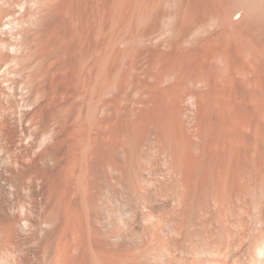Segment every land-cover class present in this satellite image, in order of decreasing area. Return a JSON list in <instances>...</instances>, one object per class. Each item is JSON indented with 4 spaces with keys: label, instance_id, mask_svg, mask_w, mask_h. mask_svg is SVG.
Instances as JSON below:
<instances>
[{
    "label": "rangeland",
    "instance_id": "obj_1",
    "mask_svg": "<svg viewBox=\"0 0 264 264\" xmlns=\"http://www.w3.org/2000/svg\"><path fill=\"white\" fill-rule=\"evenodd\" d=\"M220 1L0 0V123L21 131L48 103L21 145L0 134V169L53 131L82 162L71 225L56 195L32 210L30 173L12 182L21 224L0 218V264H264V1Z\"/></svg>",
    "mask_w": 264,
    "mask_h": 264
},
{
    "label": "bare ground",
    "instance_id": "obj_2",
    "mask_svg": "<svg viewBox=\"0 0 264 264\" xmlns=\"http://www.w3.org/2000/svg\"><path fill=\"white\" fill-rule=\"evenodd\" d=\"M216 1H218V0H216ZM220 1V0H219ZM223 1V0H222ZM238 1V0H237ZM237 1H235V2H237ZM242 1V0H241ZM240 0H239V3L241 2ZM244 2H247V1H245V0H243ZM242 1V2H243ZM251 1V3L250 2H248V4L249 5H253L254 3L253 2H255V1H252V0H250ZM260 1V0H259ZM264 1V0H263ZM224 2H226L225 0H224ZM241 3L240 5L242 6L243 4V6H245V5H248V4H246V3ZM258 2V1H257ZM260 2H262V1H260ZM220 3H221V1H220ZM223 3V2H222ZM227 3H229V2H227ZM227 3H224V4H227ZM230 3H232L233 5H234V1L233 0H231V2ZM238 3V2H237ZM236 3V4H237ZM253 3V4H252ZM256 3V2H255ZM261 4V3H260ZM259 4V2L256 4L257 6H258V8L261 6ZM227 5H230V4H227ZM233 5L231 6L232 8H238V11H239V9H242L241 8V6H236V7H233ZM260 5V6H259ZM225 6V5H224ZM224 6H223V9H224ZM227 7V6H226ZM255 7V6H254ZM253 7V8H254ZM230 8V7H229ZM229 8H228V11L230 12V14H231V11L229 10ZM249 8H251V7H249ZM249 8H248V6L247 7H245L244 9H248L249 10ZM253 8H251L252 10H253ZM257 8V7H256ZM261 8H262V6H261ZM227 9V8H226ZM225 9V10H226ZM255 9V8H254ZM264 9V8H263ZM221 9H219V11H220ZM258 10V9H257ZM223 11V10H222ZM221 11V12H222ZM234 11V10H233ZM254 11V10H253ZM261 11V14H263V12H262V10H260ZM260 11L258 10V12L257 13H259V16L261 15L260 14ZM264 11V10H263ZM220 12V13H221ZM227 12V11H226ZM228 12V13H229ZM242 12V11H241ZM241 12H239V13H241ZM255 12H256V10H255ZM255 12H252V13H255ZM223 13V12H222ZM237 14V17H236V19H238L239 17H241L242 15H240V14ZM218 15H219V13H217ZM242 14V13H241ZM256 14V13H255ZM220 15H224V13L223 14H220ZM219 15V16H220ZM227 15V14H226ZM229 16V14L227 15V17ZM256 16V15H255ZM258 16V15H257ZM224 17V16H223ZM261 19V18H260ZM263 19V18H262ZM255 34H253V36H254ZM252 36V34H251V37H253ZM250 37V38H251ZM249 38V37H248ZM8 75V74H7ZM6 76V75H5ZM9 81L8 80H5V81H3V84H5V83H8ZM27 84V83H26ZM7 85V84H6ZM8 86V85H7ZM33 86L36 88V94L35 95H37L38 97L37 98H39V99H42L43 97H45V94H43L42 96H41V94H42V91H41V89H40V86L42 87V85L40 84V83H36V84H33L32 85V88H33ZM1 87V86H0ZM11 87V86H10ZM26 88H27V86H26ZM5 89H6V87H5ZM8 89H9V86H8ZM11 89V88H10ZM23 90V89H22ZM32 90V89H31ZM31 90H29V92H25V93H23V95H22V97H21V103H22V106L25 108V107H28L29 108V100H28V98H27V96L26 95H28V93L29 94H31V93H33ZM1 91H3V90H1V88H0V93H1V95L3 96V94H2V92ZM5 93V92H4ZM25 94V95H24ZM4 95H7V94H4ZM1 96V97H2ZM8 96V95H7ZM7 96H6V98H7ZM41 97V98H40ZM6 98H5V100H6ZM47 100H49V99H47ZM8 102H9V98H8V100H7ZM11 102V101H10ZM41 102V101H40ZM40 102L38 103V104H40ZM44 103H45V101H43ZM42 102V103H43ZM48 102H52L51 100L50 101H48ZM20 103V102H19ZM20 103V104H21ZM41 103V104H42ZM53 103V102H52ZM8 104V103H7ZM41 104L40 105H37V104H35V106L37 105V106H39V107H36V108H34V110L32 111V112H25L24 114L23 113H21V114H23V117H22V123H23V125H22V128H20V130L21 131H19V129L16 127H14V125H12V122H11V124H10V122L9 121H12V120H10L8 117H7V115H3V119L1 120V123H0V134H1V137H2V139L4 140V143L7 145V147L9 148V149H12V148H15V147H17V146H19V145H21L22 143H24L25 142V139H26V137H24V133L29 129V128H31V127H35V126H37L41 121H39V117H41L42 115H40L39 116V114L42 112H39L40 111V107H42L41 106ZM45 104H47L46 105V107H48V103H45ZM9 105V104H8ZM11 105V104H10ZM43 106H45L44 104H42ZM49 105H51V104H49ZM8 107V106H7ZM6 107V108H7ZM11 106H9V108H10ZM46 107H44V108H46ZM5 108V107H4ZM5 108V109H6ZM9 108H7L8 109V111H9ZM12 108V107H11ZM15 108V107H14ZM14 108H12V109H14ZM22 108V107H21ZM12 109H10V110H12ZM29 109H32V108H29ZM2 110H3V108H2ZM44 110V109H43ZM7 111V112H8ZM14 111V113L13 114H16V111H15V109L13 110ZM26 111H28V110H26ZM3 112H5V111H3ZM11 114V113H10ZM9 115V114H8ZM5 116V117H4ZM15 116V115H14ZM12 117V116H11ZM10 117V118H11ZM14 120V119H13ZM15 121V120H14ZM21 121V120H20ZM58 122V121H57ZM57 122H55V125H57L56 123ZM54 125V124H53ZM53 127V126H52ZM55 127V126H54ZM58 127V126H57ZM61 127V126H60ZM53 130V129H52ZM52 130H51V132H52ZM55 130V129H54ZM56 130H59L58 128L56 129ZM62 130V129H61ZM54 132V131H53ZM52 132V136L49 138L47 135L49 134H46V136L44 135V136H42V138H40V140L37 142V143H35V144H33L32 145V150H33V152H30V153H28V155H27V158L25 159V161L23 162V163H21L20 165L17 163V162H15V166L12 168V169H8V167H5L4 166V168L3 169H0V196L2 197V198H4V202H0V218H3L5 221H7V222H13V221H15V223H18L19 221H17V220H15V219H19L20 217H18V216H20V215H18L19 214V212L17 213V215L18 216H16V212H17V210L19 209V206L17 205V202H16V200L19 198V196H20V193H21V191H20V188H19V180H20V178H22V176L24 175V174H26V173H30L31 175H30V177L32 178V180H31V188H30V190H28V192L26 193V197H28L29 198V200L31 201V203H33V211H39L40 209H43L44 210V208H45V210L49 207V206H51L53 203H55V201H56V203L55 204H58L59 206H57V205H52L51 206V208L52 207H58V208H56V209H54V208H52L51 210H53L54 212H53V214H51V216L53 215H55V217L56 216H58V214H59V216H60V214L62 213L63 214V216L62 217H66L69 221H67V219H66V224L67 223H69V222H71L70 220L73 218V215L74 216H76L77 215V199H78V196H79V194H78V191L73 187L74 185H76L75 183H72V182H74L73 181V179H75L76 177H75V174L78 172V169H77V172L75 173L74 171L76 170L74 167H77V166H75V164L76 163H80V160H78V156L77 155H75L73 152L76 150L77 151V148L75 149V146H74V151L73 152H71V153H73V155H75V156H73L72 155V157L69 155V154H71L70 152L68 153V151H67V153H65L64 151L65 150H61V148L58 146V144L60 143V142H62V141H59L58 139H56L57 137L59 138V136H58V134L57 135H53L54 133ZM59 132H63V130L62 131H60L59 130ZM58 132V133H59ZM57 133V132H56ZM55 133V134H56ZM64 133V132H63ZM63 133H61V134H63ZM101 133V132H100ZM51 134V133H50ZM49 134V135H50ZM65 134V133H64ZM61 136V135H60ZM97 136H98V134H97ZM101 136L102 135H100V138H101ZM56 137V138H55ZM62 138V137H61ZM61 138H60V140H61ZM56 140H58L59 141V143H58V141H56ZM62 140H64V139H62ZM66 140V139H65ZM96 141H97V139H96ZM64 142H66V141H64ZM58 143V144H57ZM63 144H61L60 146H62ZM65 145V144H64ZM73 147V146H72ZM69 148V147H68ZM64 152V154H63V152ZM71 151V150H70ZM99 152V151H98ZM97 152V153H98ZM76 153V152H75ZM93 152H91V156H97V154H96V152H95V155H93L92 154ZM61 154H63V156L61 155ZM87 154V153H86ZM100 155V154H99ZM98 155V156H99ZM103 155V154H102ZM77 156V157H76ZM84 156H86L87 157V155H84ZM90 156V157H91ZM95 156V158L96 159H98L97 157ZM101 156V155H100ZM77 158V160H76V158ZM102 157V156H101ZM83 158V156L81 157V159ZM87 158H89V157H87ZM87 158H86V160H87ZM92 158V157H91ZM90 158V159H91ZM104 157H102V159H103ZM80 159V158H79ZM84 159H85V157H84ZM99 159H101V158H99ZM101 159V160H102ZM78 161V162H76V161ZM85 160V161H86ZM93 160H94V158H93ZM99 161V160H97V162L99 161V162H102V161ZM89 161V160H88ZM94 161H92V163H93ZM82 163V162H81ZM80 163V164H81ZM104 163V161L99 165V163H97V166L99 165V166H101V165H104L103 164ZM86 164H90V162L88 163H86ZM92 165H94V164H92ZM86 166V165H85ZM90 166H91V164H90ZM96 166V165H95ZM78 167H79V164H78ZM82 167H84L83 165H82ZM81 167V168H82ZM92 167V166H91ZM75 169V170H74ZM80 169V168H79ZM83 170L85 169V168H82ZM87 169V168H86ZM104 169V168H103ZM60 170H62V172L60 173V176L61 175H63V176H61V177H58V175H56V174H58L59 172H60ZM82 170V171H83ZM91 170H92V168H91ZM94 170H96V168H94ZM100 170V169H99ZM56 171L58 172V173H56ZM65 173H64V172ZM87 171V170H86ZM85 171V172H86ZM89 171H90V169H89ZM101 172H102V168H101V170H100ZM81 172V171H80ZM84 172V173H85ZM95 172V171H94ZM94 172H92V173H94ZM56 173V174H55ZM75 173V174H74ZM83 173V172H82ZM90 173V172H89ZM96 173H98V172H96ZM100 173V172H99ZM100 174H103V173H100ZM100 174H96L97 176H100ZM104 175V174H103ZM102 175V178L103 177H105V176H103ZM55 177H57V181H56V178ZM63 177V179H65V181H66V183L68 184H66V187H65V184H64V182H62V180H61V183H58V179L60 178H62ZM65 177V178H64ZM75 177V178H74ZM98 178V177H97ZM100 178H101V176H100ZM101 178V180L103 181V179H105V178H103L102 179ZM99 179V178H98ZM97 179V180H98ZM58 183V185L60 184V186H62L63 184V186H64V189L62 190V191H60V195L62 194V196H59V194L57 195V193H59V192H57L56 191V187L58 186H55L56 184V182ZM13 181H17V184L18 185H16L15 187H13L12 186V182ZM101 181V182H102ZM59 182H60V180H59ZM95 182V181H94ZM97 182H99V181H97ZM104 182V181H103ZM91 183V182H90ZM105 183V182H104ZM88 184V183H87ZM92 184V183H91ZM99 184V183H98ZM89 185V184H88ZM94 185H97V184H94ZM93 185V186H94ZM104 184H102L101 183V186L96 190L97 192H98V197H99V203H98V205H99V212H98V216H96L97 218H98V224L100 225V226H104V212H105V197H104V187H105V185L103 186ZM95 187V186H94ZM93 187V188H94ZM56 188V189H55ZM61 188H63V187H61ZM89 188V187H88ZM87 188V189H88ZM91 188H92V186H91ZM55 189V190H54ZM89 190V189H88ZM58 191H59V189H58ZM65 191V192H64ZM22 193H23V191H22ZM56 193V194H55ZM89 193L91 194V191H89ZM100 194V195H99ZM54 195H56L54 198L56 199H54L53 200V202L51 201L52 200V198H53V196ZM86 195V194H85ZM88 195V194H87ZM89 196V195H88ZM88 196H86V197H88ZM91 197V196H90ZM87 200V202H88V198L86 199ZM50 203H51V205H50ZM18 207V209H17V207ZM61 207V208H60ZM21 209V208H20ZM19 209V210H20ZM23 209V208H22ZM62 209V210H61ZM48 210H50V207H49V209ZM50 210V213L52 212ZM55 210H60V211H57V215L55 214L56 213V211ZM61 211H63V212H61ZM77 211V212H76ZM59 212V213H58ZM37 213V212H36ZM75 213H76V215H75ZM65 215H67V216H65ZM69 215H70V217H69ZM57 217V218H60V217ZM16 217H18V218H16ZM71 218V219H69V218ZM77 217V216H76ZM75 217V218H76ZM53 218V217H52ZM57 218L55 219V218H53V220H55V221H52V222H55V224L54 223H52L53 225H56V227L60 224V222H59V220H57ZM2 219V220H3ZM20 220V219H19ZM4 221V222H5ZM17 221V222H16ZM56 221H58V223L56 222ZM11 222V224H14V223H12ZM20 222H21V220H20ZM19 222V223H20ZM48 222H50V221H48ZM18 223V224H19ZM21 224V223H20ZM58 224V225H57ZM8 225V224H7ZM9 225H10V223H9ZM17 225V224H16ZM23 225L24 224H22L21 225V229H23L22 227H23ZM69 225H71L70 223H69ZM83 225V224H82ZM81 225V226H82ZM20 226V225H19ZM91 226V225H90ZM60 227V226H59ZM70 227V226H69ZM54 228H55V226H54ZM67 228H68V225H67ZM81 228H84L83 226L82 227H80V229ZM58 229V228H57ZM91 229V228H90ZM56 230V229H55ZM82 230H85V229H82ZM81 230V231H82ZM86 230H87V228H86ZM85 230V231H86ZM88 230H89V227H88ZM90 231V230H89ZM88 231V232H89ZM87 232V233H88ZM86 233V234H87ZM88 234H90V233H88ZM87 234V235H88ZM84 235V234H83ZM86 235V236H87ZM98 235L100 236V240L102 239L103 240V238H104V234L100 231V233H98ZM91 237V236H90ZM87 238V237H86ZM85 240V239H84ZM89 241H90V239H88ZM101 242V241H100ZM87 243V242H86ZM98 243H99V241H98ZM83 244H84V242H83ZM82 244V245H83ZM101 244H102V242H101ZM88 246H91V244H88ZM84 247H86V246H84ZM83 248V247H82ZM88 248V247H87ZM85 251V250H84ZM86 252V251H85ZM188 253L190 254V255H192L193 257H196L197 255H199L200 254V252L199 251H196V250H188ZM84 256H86L85 255V253H84V255H83V258H84ZM27 257H25L24 259L26 260L25 262V264H27V262H28V264H30L31 263V260L29 259V258H27ZM89 258H87V260L86 261H88V263H89V260H88ZM58 261V260H57ZM86 261H85V263H86ZM60 263H61V261H60ZM65 264L67 263V262H64ZM63 263V264H64ZM58 264H59V262H58ZM91 264V263H90Z\"/></svg>",
    "mask_w": 264,
    "mask_h": 264
}]
</instances>
